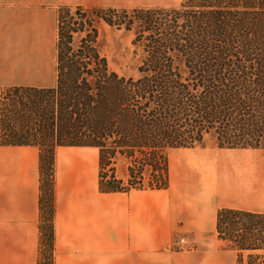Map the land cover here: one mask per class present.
<instances>
[{"label":"trees","instance_id":"trees-1","mask_svg":"<svg viewBox=\"0 0 264 264\" xmlns=\"http://www.w3.org/2000/svg\"><path fill=\"white\" fill-rule=\"evenodd\" d=\"M56 21L55 84L0 92V144L38 148L37 264H53L58 146L95 147L104 192L166 188L168 149L201 144L204 134L218 147H264V0L61 5ZM98 21L132 31L144 52L137 75L109 68ZM117 156L127 160L124 179L114 174ZM215 227L237 264H264V212L221 208Z\"/></svg>","mask_w":264,"mask_h":264},{"label":"crops","instance_id":"crops-1","mask_svg":"<svg viewBox=\"0 0 264 264\" xmlns=\"http://www.w3.org/2000/svg\"><path fill=\"white\" fill-rule=\"evenodd\" d=\"M107 0H0V92L55 84L57 9ZM168 185L99 189L98 150L54 154L53 264H237L216 235L221 208L264 212V147L170 148ZM121 175L124 170H120ZM39 153L0 144V264H37ZM189 235L193 248L174 249Z\"/></svg>","mask_w":264,"mask_h":264},{"label":"rangeland","instance_id":"rangeland-1","mask_svg":"<svg viewBox=\"0 0 264 264\" xmlns=\"http://www.w3.org/2000/svg\"><path fill=\"white\" fill-rule=\"evenodd\" d=\"M111 2L117 8L125 7H157V6H176L181 0H107ZM72 6V5H71ZM106 6V5H105ZM85 7V6H84ZM93 7V6H92ZM89 8V7H88ZM98 29V49L101 54L106 57L108 66L110 69L116 71L122 75H137V66L140 63V59L144 55L142 47L140 45H133L131 40L133 37L132 31H126L124 29H115L102 21L96 22ZM77 38V37H76ZM264 144V139L262 140ZM216 139L213 134H204L201 144L195 145L196 147L214 146ZM126 164L127 160L122 156H117L114 164V174L118 178H125L126 176ZM124 170V174L121 175L120 170ZM108 172V168L104 170ZM195 246L194 240L189 235L176 236L172 247L174 249L193 248Z\"/></svg>","mask_w":264,"mask_h":264}]
</instances>
